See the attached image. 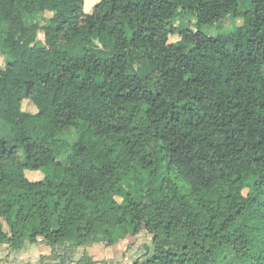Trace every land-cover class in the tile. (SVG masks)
Wrapping results in <instances>:
<instances>
[{"label": "trees", "instance_id": "trees-1", "mask_svg": "<svg viewBox=\"0 0 264 264\" xmlns=\"http://www.w3.org/2000/svg\"><path fill=\"white\" fill-rule=\"evenodd\" d=\"M84 4L0 0V243L96 264L56 248L146 230L153 250L117 264H264V0Z\"/></svg>", "mask_w": 264, "mask_h": 264}, {"label": "rangeland", "instance_id": "rangeland-1", "mask_svg": "<svg viewBox=\"0 0 264 264\" xmlns=\"http://www.w3.org/2000/svg\"><path fill=\"white\" fill-rule=\"evenodd\" d=\"M99 2V0H85L84 4V10L87 12H91L93 8L96 6V4ZM250 3V0H243V6L248 7ZM52 15L51 11H45V12H36L32 15H28L27 18L32 23H37L38 25L42 26L46 23L47 18ZM233 17V16H232ZM239 24V20H234V17L231 18H225L223 23H216L213 25H205L203 26V30L208 34H217L220 32H230L234 28V23ZM190 23L194 24L195 20L193 16L186 12L183 14V16L179 17L177 20L173 21V24L180 27H185L189 25ZM38 38L42 41L45 40L44 38V32L42 29L38 32ZM179 36L177 34L171 35V40H177ZM8 61V55L5 53H0V68H3ZM23 107L26 110L36 112L37 107L36 105L30 101L29 99H25L23 103ZM5 123L3 121L0 122V136L5 138H12L13 135L11 131L9 130L8 126L4 125ZM65 135L70 138L71 141H74L76 138V130L75 128H71L70 130L65 132ZM69 152H63L59 155V159L62 161L68 160ZM26 173L29 178L35 180V179H41L43 178V172L41 170H32L27 169ZM7 228V226H6ZM39 241L35 244H30L27 247V253L30 255L32 254H39L40 251H44L46 254L45 256L47 258L44 259V261H51L52 256V248H48L46 243L43 241L42 236H39ZM99 239H96L95 241L89 242L88 247L87 244L85 246H80L77 249H75L72 245L69 243L59 245L56 248V254L64 255L67 254V259H69L71 262L77 261L85 252L90 255L96 261V264H117V263H129L132 260L136 258H145L152 250V241H151V235L146 231L143 230L137 235H133L131 240L126 242L127 245H124L123 250H119V247L117 245H108L105 243V241L99 242ZM30 243V242H29ZM48 250H45L47 249ZM26 253V252H25ZM42 256V255H41ZM36 256L37 261H28L25 264H43V259ZM7 257H4L3 259H0V264H7L6 260Z\"/></svg>", "mask_w": 264, "mask_h": 264}, {"label": "crops", "instance_id": "crops-1", "mask_svg": "<svg viewBox=\"0 0 264 264\" xmlns=\"http://www.w3.org/2000/svg\"><path fill=\"white\" fill-rule=\"evenodd\" d=\"M132 235L127 236L126 238H122L120 239L118 242H116L115 244H113V246L117 245L119 247V250H123L124 245H127L126 242H128L129 240H131ZM96 239H99L98 241L102 243V241H104L100 236L99 237H92V239L89 242L95 241ZM40 239L38 238V240L36 242H31L30 240H25L23 246L19 249H11L9 247V244L7 242H1L0 243V259H3L4 257H7L6 261L7 264H25L28 261H37L38 259H36L37 257H40L41 255H45L46 253L44 251H40L39 254H32L30 255L29 253H27V247L30 244H35L39 241ZM43 241L46 243V245L48 246V248H52L51 245L46 242L44 239ZM30 242V243H29ZM88 242V243H89ZM88 243L87 246L88 247ZM45 249V250H48ZM26 252V253H25ZM88 253V252H87Z\"/></svg>", "mask_w": 264, "mask_h": 264}]
</instances>
